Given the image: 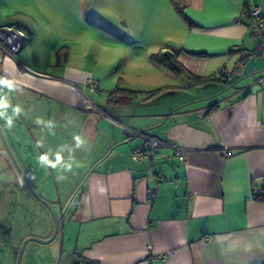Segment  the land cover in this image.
<instances>
[{
  "label": "crops",
  "instance_id": "1",
  "mask_svg": "<svg viewBox=\"0 0 264 264\" xmlns=\"http://www.w3.org/2000/svg\"><path fill=\"white\" fill-rule=\"evenodd\" d=\"M251 6L264 13V0H184L186 18L173 8L178 42L166 50L210 79L166 74L149 56V74H134L149 83H123L137 93L114 101L108 92L121 78L95 70L96 48L63 45L43 65L18 24L25 44L0 65L11 84H0L8 104L0 128L32 189L62 216L55 238L27 242L20 263L55 264L60 255L64 264H264V86L255 81L264 54H252L256 38L236 20ZM89 77L97 90L83 87ZM132 130L185 148L184 160L169 145L152 160L134 158L149 145ZM5 152L0 141V264H15L24 238L49 237L53 223ZM57 153L71 157V170L41 165V155Z\"/></svg>",
  "mask_w": 264,
  "mask_h": 264
},
{
  "label": "rangeland",
  "instance_id": "2",
  "mask_svg": "<svg viewBox=\"0 0 264 264\" xmlns=\"http://www.w3.org/2000/svg\"><path fill=\"white\" fill-rule=\"evenodd\" d=\"M170 1L0 0V27L17 28L21 23L30 29L31 57L43 65L55 61V51L63 45L78 41L91 50L96 48L100 61L95 70L105 73L107 79L118 76L122 87L123 83L144 86L149 81L143 76L135 78L136 71L148 75L149 56L178 42L176 34L182 23ZM187 79L181 77L183 85ZM60 257L55 264H64L65 257L61 261Z\"/></svg>",
  "mask_w": 264,
  "mask_h": 264
},
{
  "label": "built area",
  "instance_id": "3",
  "mask_svg": "<svg viewBox=\"0 0 264 264\" xmlns=\"http://www.w3.org/2000/svg\"><path fill=\"white\" fill-rule=\"evenodd\" d=\"M242 19L247 21L248 26L250 27V32L256 38V46L252 54L254 56L264 54V13H262L260 7L251 6L249 8L243 9V11L240 13L236 20L240 21ZM25 38V33L20 29L11 26L0 27V65L4 58L14 60L15 53H17L21 49L23 44L22 41ZM22 67L23 69H26L25 66ZM255 81L257 82V84L264 86V76L259 77ZM97 86L98 82L91 77L87 78L86 81L83 83V87H88L92 89L94 88V90L98 89ZM87 108L93 109L94 111L98 110V112H100L99 108L91 102H89ZM131 134L132 136L143 138L149 145V153H146L145 151L138 148L133 151V157L137 159L142 157H148V159H151L153 158L155 149L157 147L169 145L167 142H164L157 137L144 135L143 132L140 131L132 130ZM169 146L173 148L174 154L175 156H177L176 158H178L180 161H183L185 148L171 144ZM221 153L223 154V156L229 155V151L227 149H223ZM154 193L155 190H150L151 195H154ZM262 197H264V195H262Z\"/></svg>",
  "mask_w": 264,
  "mask_h": 264
},
{
  "label": "trees",
  "instance_id": "4",
  "mask_svg": "<svg viewBox=\"0 0 264 264\" xmlns=\"http://www.w3.org/2000/svg\"><path fill=\"white\" fill-rule=\"evenodd\" d=\"M171 4L173 8L175 9L178 14L183 16V18H186L185 15L183 14V11L181 10L182 7L184 6V0H171ZM179 55V50L176 51H160L156 53H152L150 55V61L155 63L156 65L166 67V69H169L170 72L174 73L175 75L183 74L188 76L192 81L197 82H205L210 79V77H204V76H197L195 74H192V72H189L180 62L178 59ZM158 91L154 90L152 92L156 93ZM137 91L132 90L131 88H125L120 86V84L114 86L113 89H111L108 92V100L109 101H114L119 98H131L132 96L136 95ZM215 105L209 107L208 112L213 111L215 108ZM258 199L264 198L262 196H257ZM85 264H89L91 262L85 261Z\"/></svg>",
  "mask_w": 264,
  "mask_h": 264
},
{
  "label": "water",
  "instance_id": "5",
  "mask_svg": "<svg viewBox=\"0 0 264 264\" xmlns=\"http://www.w3.org/2000/svg\"><path fill=\"white\" fill-rule=\"evenodd\" d=\"M1 127V126H0ZM0 141L3 144V147L5 149V153L8 154L12 165L15 167V169L17 170L19 177L21 178V180L24 182V184L27 186V189L30 191V193L32 194V196L39 201L41 204H43L45 206V208L47 209L48 213H50L51 219H52V225H53V231L51 233V235L47 238H36V237H26V239L24 238V240L21 242L18 250H17V255H16V262L15 264H21V258H22V254L24 250V247L26 245L27 242L29 241H35L37 243L40 244H47L49 242H51L56 236L57 232H58V228H59V223L61 220V215L57 216L56 213H54V209L51 206V204L48 201H45V199H43L41 196H39L34 189H32L33 187L31 186V184L28 182L27 178L24 176V172L21 169L20 165H18L19 163L17 162L15 156L13 155V153H11V149L9 148L8 142L6 141V138L4 136V133L2 131V129L0 128Z\"/></svg>",
  "mask_w": 264,
  "mask_h": 264
},
{
  "label": "clouds",
  "instance_id": "6",
  "mask_svg": "<svg viewBox=\"0 0 264 264\" xmlns=\"http://www.w3.org/2000/svg\"><path fill=\"white\" fill-rule=\"evenodd\" d=\"M0 84H3L5 86L11 88V84H9V82L6 80H0ZM7 107H8L7 101L0 100V108H7ZM14 111L19 112L20 111L19 107L14 109ZM2 116H4V112L0 111V117H2ZM7 123L9 126H11L12 120L10 117L7 119ZM76 141H77L76 146L79 147L80 146V137H76ZM39 160H40L41 165H48V166H51L53 168H55L57 165H62L64 168L71 170L73 167V164L71 162V157H69V162H65L59 153L56 154L54 161L52 159H49L48 155H46V154L41 155Z\"/></svg>",
  "mask_w": 264,
  "mask_h": 264
}]
</instances>
